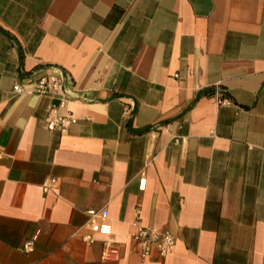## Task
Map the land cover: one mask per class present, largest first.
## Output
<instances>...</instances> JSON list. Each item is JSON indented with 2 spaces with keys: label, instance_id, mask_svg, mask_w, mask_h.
I'll return each mask as SVG.
<instances>
[{
  "label": "crops",
  "instance_id": "0c3cea01",
  "mask_svg": "<svg viewBox=\"0 0 264 264\" xmlns=\"http://www.w3.org/2000/svg\"><path fill=\"white\" fill-rule=\"evenodd\" d=\"M102 207L117 260L76 233ZM0 264H264V0H0Z\"/></svg>",
  "mask_w": 264,
  "mask_h": 264
},
{
  "label": "built area",
  "instance_id": "2783aa9c",
  "mask_svg": "<svg viewBox=\"0 0 264 264\" xmlns=\"http://www.w3.org/2000/svg\"><path fill=\"white\" fill-rule=\"evenodd\" d=\"M62 85L63 79L59 75H43L36 80L33 92L38 96L50 95L53 97H60V102L53 104L48 110L46 127L49 130H60L64 132L69 126L76 123L78 119L68 114H64L61 111V108L64 107L67 100L62 94ZM14 90L20 93L24 92V88L20 84H16ZM215 97L220 103H231V100L228 97L223 96L221 88L215 90ZM57 181V178H48L43 183L44 189L48 190L52 186H55ZM145 186L146 178L142 177L140 181V189H145ZM87 213L89 214L88 222L78 228L76 233L80 232L82 239L86 242H93L96 234L106 236L107 240L106 245L102 250V259H119L120 250L114 245L113 240L110 238L113 234V224L109 220L108 208H91ZM140 213L141 210L138 209V217L134 222L135 230L132 232V237L141 245V255L143 257H148L155 248L160 256H166L174 248L176 242L174 234L170 231H164L153 226L141 224L139 222ZM37 237L38 234L31 239H28L22 247L23 250L26 252H32L35 249Z\"/></svg>",
  "mask_w": 264,
  "mask_h": 264
},
{
  "label": "trees",
  "instance_id": "16d2710c",
  "mask_svg": "<svg viewBox=\"0 0 264 264\" xmlns=\"http://www.w3.org/2000/svg\"><path fill=\"white\" fill-rule=\"evenodd\" d=\"M222 92H226V90L224 89V88H222ZM210 95H212V94H214V91L213 90H210L209 92H208Z\"/></svg>",
  "mask_w": 264,
  "mask_h": 264
}]
</instances>
